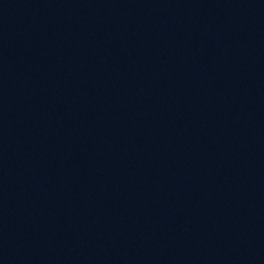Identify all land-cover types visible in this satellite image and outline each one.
<instances>
[{
	"label": "water",
	"instance_id": "95a60500",
	"mask_svg": "<svg viewBox=\"0 0 264 264\" xmlns=\"http://www.w3.org/2000/svg\"><path fill=\"white\" fill-rule=\"evenodd\" d=\"M0 264H264V0H0Z\"/></svg>",
	"mask_w": 264,
	"mask_h": 264
}]
</instances>
